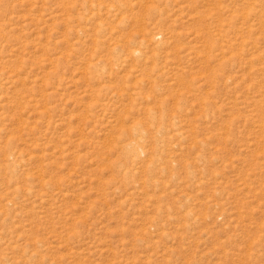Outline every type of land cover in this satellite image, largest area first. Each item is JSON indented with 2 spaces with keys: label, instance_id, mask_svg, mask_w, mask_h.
<instances>
[{
  "label": "rangeland",
  "instance_id": "rangeland-1",
  "mask_svg": "<svg viewBox=\"0 0 264 264\" xmlns=\"http://www.w3.org/2000/svg\"><path fill=\"white\" fill-rule=\"evenodd\" d=\"M0 264H264V0H0Z\"/></svg>",
  "mask_w": 264,
  "mask_h": 264
}]
</instances>
